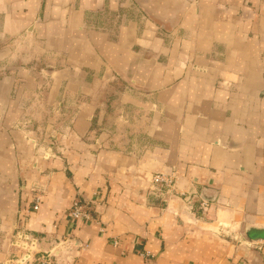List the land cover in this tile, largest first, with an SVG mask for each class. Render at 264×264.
Returning a JSON list of instances; mask_svg holds the SVG:
<instances>
[{
	"label": "crops",
	"instance_id": "obj_1",
	"mask_svg": "<svg viewBox=\"0 0 264 264\" xmlns=\"http://www.w3.org/2000/svg\"><path fill=\"white\" fill-rule=\"evenodd\" d=\"M20 226L58 264H264V0H0V264Z\"/></svg>",
	"mask_w": 264,
	"mask_h": 264
},
{
	"label": "built area",
	"instance_id": "obj_2",
	"mask_svg": "<svg viewBox=\"0 0 264 264\" xmlns=\"http://www.w3.org/2000/svg\"><path fill=\"white\" fill-rule=\"evenodd\" d=\"M176 176L173 174H158L151 180V191L159 193L163 199L167 200L175 192ZM43 194H38L35 197V203L33 206L34 211H38L42 202ZM186 204L190 209L193 208V196H184ZM208 208V202L202 201L200 204V210L206 211ZM91 210L89 205L81 200H76L73 203L71 209V218L73 220H92ZM40 239L34 238L26 227L20 226L14 239L11 242V246L15 251V255L6 260L3 264H58L57 258L60 253L66 248V241L59 242L57 246L51 252H43L39 250ZM255 244L259 246L264 245V239L256 241ZM118 243L115 242V246ZM145 258L150 257V253H141Z\"/></svg>",
	"mask_w": 264,
	"mask_h": 264
},
{
	"label": "water",
	"instance_id": "obj_3",
	"mask_svg": "<svg viewBox=\"0 0 264 264\" xmlns=\"http://www.w3.org/2000/svg\"><path fill=\"white\" fill-rule=\"evenodd\" d=\"M262 239H264V237H256V238H254L253 240H255V241H258V240H262Z\"/></svg>",
	"mask_w": 264,
	"mask_h": 264
},
{
	"label": "rangeland",
	"instance_id": "obj_4",
	"mask_svg": "<svg viewBox=\"0 0 264 264\" xmlns=\"http://www.w3.org/2000/svg\"><path fill=\"white\" fill-rule=\"evenodd\" d=\"M17 54H18V56H19V53L17 52ZM24 55V54H23ZM50 118H52V117H50ZM15 255V253L13 254V256Z\"/></svg>",
	"mask_w": 264,
	"mask_h": 264
}]
</instances>
